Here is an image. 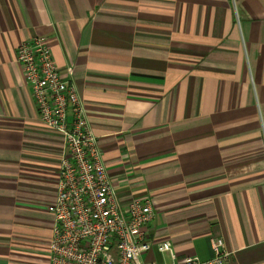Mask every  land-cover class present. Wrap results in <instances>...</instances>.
Returning a JSON list of instances; mask_svg holds the SVG:
<instances>
[{
	"label": "crops",
	"instance_id": "1",
	"mask_svg": "<svg viewBox=\"0 0 264 264\" xmlns=\"http://www.w3.org/2000/svg\"><path fill=\"white\" fill-rule=\"evenodd\" d=\"M44 36L121 203L178 259L264 264V0H0V264H50L63 136L15 60ZM144 261L162 257L155 251Z\"/></svg>",
	"mask_w": 264,
	"mask_h": 264
},
{
	"label": "built area",
	"instance_id": "2",
	"mask_svg": "<svg viewBox=\"0 0 264 264\" xmlns=\"http://www.w3.org/2000/svg\"><path fill=\"white\" fill-rule=\"evenodd\" d=\"M15 60L21 67L36 119L63 136L50 264H229L221 239L213 240L211 259H178L169 242L147 235L155 219L149 198L120 202L74 84L61 77L44 36L20 42ZM155 251L161 261H144Z\"/></svg>",
	"mask_w": 264,
	"mask_h": 264
}]
</instances>
